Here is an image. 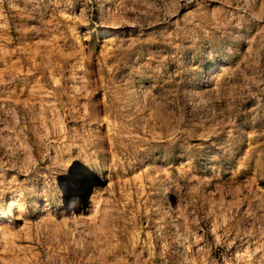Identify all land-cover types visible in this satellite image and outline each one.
<instances>
[{
	"label": "rangeland",
	"instance_id": "obj_1",
	"mask_svg": "<svg viewBox=\"0 0 264 264\" xmlns=\"http://www.w3.org/2000/svg\"><path fill=\"white\" fill-rule=\"evenodd\" d=\"M0 206V264H264V0H0Z\"/></svg>",
	"mask_w": 264,
	"mask_h": 264
},
{
	"label": "bare ground",
	"instance_id": "obj_2",
	"mask_svg": "<svg viewBox=\"0 0 264 264\" xmlns=\"http://www.w3.org/2000/svg\"><path fill=\"white\" fill-rule=\"evenodd\" d=\"M106 32L110 31L109 29L108 30H105ZM109 33V32H108ZM10 188V187H9ZM7 190V189H6ZM76 191V190H75ZM10 192V191H9ZM82 193V192H81ZM16 195V194H15ZM18 196V195H17ZM73 197V196H72ZM80 198V191L77 189V192H76V197H73L72 201H71V204H73L77 199ZM79 201V200H78ZM70 203V202H69ZM70 204V205H71ZM69 206V205H68ZM77 206V205H76ZM2 207V206H0ZM72 208V207H71ZM13 209H15L16 213L18 215V217L20 218L21 214L23 213V204L21 203V201L18 199V197L14 196V195H11L7 201V213H9L10 215L12 214L13 212ZM4 214L5 212L0 208V219L2 220L3 217H4ZM16 215V216H17ZM79 215H81L79 213ZM15 216V217H16ZM22 219V217L20 218ZM5 220V219H4ZM23 221V220H22Z\"/></svg>",
	"mask_w": 264,
	"mask_h": 264
}]
</instances>
